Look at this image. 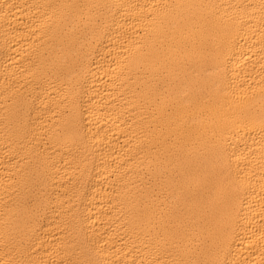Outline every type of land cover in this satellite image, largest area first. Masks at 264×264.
<instances>
[{"label": "bare ground", "instance_id": "1", "mask_svg": "<svg viewBox=\"0 0 264 264\" xmlns=\"http://www.w3.org/2000/svg\"><path fill=\"white\" fill-rule=\"evenodd\" d=\"M0 264H264V0H0Z\"/></svg>", "mask_w": 264, "mask_h": 264}]
</instances>
